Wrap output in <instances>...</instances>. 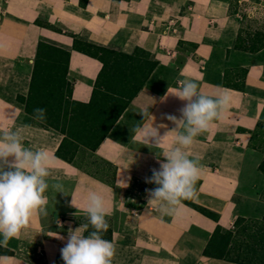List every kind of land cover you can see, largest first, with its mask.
I'll list each match as a JSON object with an SVG mask.
<instances>
[{
  "label": "crops",
  "instance_id": "crops-1",
  "mask_svg": "<svg viewBox=\"0 0 264 264\" xmlns=\"http://www.w3.org/2000/svg\"><path fill=\"white\" fill-rule=\"evenodd\" d=\"M255 10L264 11V0H88L86 6L80 0H0V81L9 84L18 72L15 61H25L24 94L40 42L70 53L72 98L83 103L91 101L104 64L76 49L72 35L127 54L139 47L157 62L95 151L115 168L109 181L59 157L63 136L37 127L33 116L0 95V132L20 130L26 146L45 149L48 182L62 183L67 194L46 191L47 215L34 214L17 237L0 245V264H64L60 249L68 229L86 218L82 211L75 215L71 201L83 209L89 190L106 201V219L113 227L108 223L112 232L103 238L115 245L112 264H246L209 256L206 248L218 226L230 227L238 217L264 218V151L253 144L264 122V29L245 32ZM229 78L240 86L222 82ZM182 79L195 80L204 95L231 97L222 117L186 149L201 166L192 200L217 219L183 201L171 214L148 206L146 190L156 185L146 177L159 169L164 158L157 153L171 147L173 137L148 147L132 141L131 129L145 121L141 112L148 111L161 137L173 130L176 125L165 114L179 118L186 102L166 93ZM118 213L123 216L116 221Z\"/></svg>",
  "mask_w": 264,
  "mask_h": 264
},
{
  "label": "clouds",
  "instance_id": "clouds-1",
  "mask_svg": "<svg viewBox=\"0 0 264 264\" xmlns=\"http://www.w3.org/2000/svg\"><path fill=\"white\" fill-rule=\"evenodd\" d=\"M169 94L186 102L179 109V118L165 114V118L176 125L173 130L161 137L158 128L152 126L153 117L148 111L141 112L145 121L131 129L132 141L148 147H158L166 137H173V145L157 153L158 157L164 158L158 161L159 169H152L151 177H146L147 183L156 185L154 189L146 190L148 206L154 205L164 214L174 212L183 200L196 197L195 184L201 166L198 159L189 157L186 149L214 120L222 117L231 102L227 93L215 97L202 94L198 83L192 79L179 80L175 90L168 88L166 95ZM33 119L45 121L46 109L35 108ZM159 127L166 128L167 125ZM152 140H155L154 144L150 143ZM50 167L48 152L26 146L20 130L0 132V245H7L10 239L17 237L29 225L34 214L47 215L46 191L51 189L67 195L62 183L49 184ZM71 204L77 209L75 215L82 211L87 223L68 229L67 242L60 249L64 264H112L115 245L103 238V233L109 228L103 194L89 190L83 209L75 204L74 198ZM89 227L91 231H88Z\"/></svg>",
  "mask_w": 264,
  "mask_h": 264
},
{
  "label": "trees",
  "instance_id": "trees-1",
  "mask_svg": "<svg viewBox=\"0 0 264 264\" xmlns=\"http://www.w3.org/2000/svg\"><path fill=\"white\" fill-rule=\"evenodd\" d=\"M87 2L88 0H80V4L82 6H86ZM72 36L74 37V46L76 49L81 50L92 56L98 57L80 46L78 41L80 38H77V36L75 35ZM100 48L106 50V48L104 47ZM136 50L142 51L149 57L151 56L148 51L142 48L136 47ZM56 53H60L66 57L64 67L61 65V60L57 58ZM69 55L70 53L65 50H62L56 46L45 42H40L36 52L29 92L26 95L18 94L16 100L18 104H20L23 109L32 116L33 110L35 108L46 109V120L40 121L42 123L41 126L44 128H47L46 126H48L50 128L58 129L63 134H65L66 137L68 136V133L64 131V126L69 123V120L67 119V117H69L70 122H74L73 127L78 128L75 139L82 145L89 146V144H91L94 138L100 134V131H102L103 133L101 137L91 147V150L95 152L98 146L100 145L101 141L108 134L110 128L114 125V123L120 117L121 113L126 108L128 101L137 94L146 79L150 76V74L156 67L157 62L152 60L149 69L143 72L140 71V69L143 68L142 65L133 64L135 62V58L132 57L131 54L120 53L121 57L124 58V61H116L115 63L117 65L116 67L112 68L111 72V74L116 78V81L108 83L106 86H103L98 81L103 78L107 70V63L103 60V58L98 57L103 62L104 66L100 73L98 81L96 82V87L94 89L91 101L88 103H83L76 101L72 98V82H70L67 76ZM124 63L129 65L125 67L120 66ZM136 72H141L142 77L137 81V83L133 87L131 84L136 82ZM127 79H129V81ZM126 81H128V83ZM231 86L239 87L240 85L232 84ZM101 87L107 89L110 93H112L113 97L110 98L109 96L108 100L100 104V109H98L95 108V105H98L96 103V99L98 90H100ZM113 111L115 112L112 113ZM104 124L105 129L103 128ZM65 141L66 139L64 138L56 154L64 160L73 162L71 161V158L69 156L63 154V148L66 143ZM262 169L264 170V162L262 163ZM195 188L197 189V183ZM183 202L197 209L203 214L217 219V215L214 212L194 203L192 199L183 200ZM253 220L254 218L238 217L235 228L232 230L230 229L229 231H226L224 229L225 227L223 226H218L208 244V247L206 248V254L212 257L223 258L230 261H237L246 264H257L254 261H249L246 258L240 257V248L237 244L234 248H231L226 251V248L228 246L232 247L230 237L226 235H220V233L224 231L229 233L230 236H243L242 232H245L244 228H241L239 225L242 222ZM78 223L82 224L81 220H78ZM111 232L112 231H110L109 233ZM87 234L88 233L85 232V235ZM109 236L110 234H108L106 238ZM215 241H218L217 249L213 247V243H215ZM237 241L239 240H236V242ZM236 252L238 253L236 254ZM251 256L252 257L250 258L253 259V257H255L256 255L255 253H253L251 254ZM235 258L239 260H236Z\"/></svg>",
  "mask_w": 264,
  "mask_h": 264
},
{
  "label": "rangeland",
  "instance_id": "rangeland-1",
  "mask_svg": "<svg viewBox=\"0 0 264 264\" xmlns=\"http://www.w3.org/2000/svg\"><path fill=\"white\" fill-rule=\"evenodd\" d=\"M250 15H251V18L245 22L246 34L250 35L253 33L254 30L259 32V33L261 31H263L262 28L264 29V11L255 10L254 13L250 12ZM260 21H262V24L259 23ZM40 23L46 24L43 20H41ZM254 35L259 36L257 34H254ZM78 41H79V44L81 47L85 48L90 53H92V54H94L100 58H103V60L107 63V70H106L103 78H101V80L98 82L101 83L103 86H106L108 83L116 81L115 80L116 78L111 74L112 68L116 67V65H117L115 63L116 61H121V62L124 61V58L121 57V55H120V53H124V52L122 50H119L116 48H108L106 46L99 45V44L92 43V42L88 43V41H85L83 39H79ZM100 47H104V48H106V50H104ZM130 54L132 57L135 58V62L133 63L134 65H142L143 68L140 69V71L145 72L147 69H149L151 62H152V59L147 54H144L142 51L136 50V48ZM56 55H57V58L61 60V65L64 67L66 57L60 53H56ZM136 59H137V61H136ZM127 65H129V64L124 63V64H121L120 66L125 67ZM14 69L18 72H15L14 75L12 74L9 77V81H10L9 84H5L4 82L0 81V95L6 97L8 99L14 100V103L18 104L17 100L15 99V98H17V96H15V95L16 94L17 95L18 94L26 95L29 92V90L25 94L22 92L25 89H27V87H26L27 86V80H26V78H22L20 76L21 73L27 71L26 62L21 61V60H16ZM32 73H33V71H32ZM239 74L241 75V74H243V72L241 71ZM135 75H136V77H135L136 82L131 84L133 87L135 86L137 81L142 77L141 72H136ZM127 80L129 81V79H127ZM128 81H126V82L128 83ZM232 81L233 80H231V78H229L227 81H222V82H224L226 84H231ZM30 83H31V81H30ZM235 84L238 85L237 83H235ZM29 89H30V87H29ZM25 91H27V90H25ZM109 96L111 98V97H113V94L110 93L107 89L101 87V89L98 90L97 99H96V103L98 105H95L96 106L95 108L100 109L99 105L102 104L103 102H105L106 100H108ZM18 106L21 109H23V107L20 104H18ZM114 112L115 111H113L112 113H114ZM62 119H63V116H62ZM67 119L69 120V123L64 126V131L68 133L67 137L65 134H63L58 129L50 128L48 126H46L47 128H45V129H47L51 132H54V133L56 132V133L62 135L63 139L64 138L66 139V141H65L66 143H65L64 148H63V154H66L67 156H69L71 158V161H73L76 165L80 166V168H83L84 170L94 174L95 176L109 181L112 178V175L114 172V166H112L110 163H107L105 160L100 158L95 152H93L91 150L92 145H94L97 142V140L101 137L103 132L100 131V134L94 138V140L91 142V144H89V146L88 145H82L78 141H76V139H75L76 135H77L76 132H77L78 128L73 127L74 122L73 121L70 122L69 117H67ZM33 123L36 124L37 127L44 128L41 126L42 123L40 121L33 119ZM105 124L103 126L104 129H105ZM253 144L256 147H258L264 151V122H263L262 126L260 127V130H258V132L254 135ZM149 169L150 168L148 167V170ZM195 186H196V184H195ZM261 195L264 198V187L261 191ZM122 216H123L122 213H118L115 216L116 221H118V219H120ZM108 221L109 220H107V222ZM81 223L82 224L87 223V218L81 219ZM108 223H111V226H112V222H108ZM236 223H237V219L234 221V223L230 227H226L224 229L226 231H229L230 229L232 230L235 228ZM239 226L241 228H244L245 232H242L243 236H238V235L237 236H234V235L230 236L229 233L224 232V231L220 233V235H226V236L230 237L232 247L228 246L227 249L234 248L237 244L240 248V252H239L240 257L246 258L249 261H254L257 264H262L264 262V246H263V244H264V220L263 219H254L253 221L242 222ZM110 228L111 227L109 225L108 230L103 233V236H105V237L108 236V234L110 232L109 231ZM91 230H92L91 227H89L88 231H91ZM236 240H239V241L236 242ZM213 244H214L213 247L215 249H217L218 241H215V243H213ZM237 253L238 252H236V254ZM253 253H255L256 256L253 257V259H252L250 257H252L251 254H253ZM236 260H239V259H236ZM247 263H248V261H247Z\"/></svg>",
  "mask_w": 264,
  "mask_h": 264
}]
</instances>
